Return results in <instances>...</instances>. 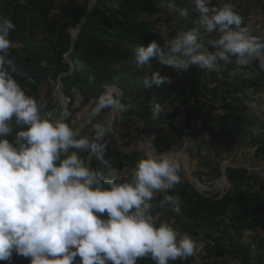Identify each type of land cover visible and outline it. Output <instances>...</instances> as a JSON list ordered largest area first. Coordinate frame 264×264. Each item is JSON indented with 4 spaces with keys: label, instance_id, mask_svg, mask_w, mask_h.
<instances>
[{
    "label": "clouds",
    "instance_id": "9594fccd",
    "mask_svg": "<svg viewBox=\"0 0 264 264\" xmlns=\"http://www.w3.org/2000/svg\"><path fill=\"white\" fill-rule=\"evenodd\" d=\"M191 3L195 26L166 46L153 39L147 47L136 48L137 68L156 57L177 70L196 66L219 75L221 62L227 65L235 58L238 65L255 63L264 71V36L242 26L244 17L233 3ZM15 30L13 21L0 15V261L11 264L14 254L30 258V264H138L145 258L169 264L192 257L195 241L169 223L157 225L152 214L156 194L181 181L178 154H149L122 182L111 173L102 177L91 162L111 167L106 138L112 127L99 122L91 134H82L65 121L64 113L58 115L46 100L27 94L14 78L10 58V32ZM206 37L211 51L204 46ZM170 83L158 71L142 80L145 89ZM103 110L127 111L118 87L107 86L97 97L92 111ZM163 112L153 101L151 119ZM259 171L264 174V169ZM168 203L180 211L177 196L165 195L161 206Z\"/></svg>",
    "mask_w": 264,
    "mask_h": 264
},
{
    "label": "trees",
    "instance_id": "16d2710c",
    "mask_svg": "<svg viewBox=\"0 0 264 264\" xmlns=\"http://www.w3.org/2000/svg\"><path fill=\"white\" fill-rule=\"evenodd\" d=\"M94 2L95 6L77 35L75 46L70 53L75 66L74 71L70 76L61 78L59 89L71 111L66 122L72 126V118L77 112L72 109L75 99L79 98V105L86 107L96 102L105 88L112 85L122 91V102L127 105V111L117 112L113 125L125 126L131 123L133 118L151 125L148 132L155 134L156 154L171 152L176 141L175 130L179 127L175 123L185 112L186 119L177 136H183V132L190 129L194 116L199 115L201 125L196 135L207 136L208 146L214 142L226 145L235 140L253 149V155L257 160H264V128L255 129L256 122L251 117L247 118V107L244 106L246 102L252 101L256 87L264 89V71L259 70L257 64L241 66L236 64L233 58L227 65L221 62V78L214 73L209 75L204 83H200L197 76H188L184 70L163 65L153 57L149 62L152 63V69H169L181 75L184 84H176V90L170 86L160 85L145 89L142 80L147 69L135 66L134 50L140 46L147 47L153 39L158 43L162 42L153 17L165 6H172L176 12H184L182 21L190 29L195 24L197 15L183 6V0ZM0 4L2 14L16 25V30L10 32L13 47L9 50L10 58L16 67L14 78L27 94L37 97L40 86L56 83L60 74L69 71V65L64 59L70 45L69 31L79 23L86 4L78 6L74 0H67L57 10V15L61 18L58 23L51 19V12L55 11V0H26L24 5L20 4V0H0ZM37 35L40 36L39 40L36 39ZM261 36H264V33ZM48 93L44 100L49 96ZM177 95L179 100L176 98ZM198 96L209 100L199 109L193 106L194 99L199 98ZM161 99L171 103L178 102V105L173 106L175 107L172 109L173 112L163 120L168 121L166 123L170 126L168 131L160 126L157 119H151L153 101L161 103ZM83 120L81 118L78 125ZM97 120L98 118L94 119L91 124H95ZM78 125L73 127L76 128ZM170 130L174 136L170 135ZM109 153L110 148L107 147L106 156ZM81 155L87 157V153L82 152ZM108 160L111 163L110 168H101L94 160L91 166L100 171L102 177H108L112 169L119 167L116 156H111ZM128 162L132 163V160ZM257 174V172L249 174L244 169L229 166L225 173L229 189L217 201L215 198H218V194L204 196L195 190L189 191L182 184L168 190L166 195L178 197L179 213L186 221V225L193 230L194 235L213 246L216 257H221L227 250L239 258L250 253L251 244L237 240L231 230L237 231L240 226L252 234L259 232L264 235V195L261 188L255 190L253 187L256 182L259 184ZM111 178L121 182L115 174H112ZM201 181L204 183V180ZM230 205L233 206L232 210ZM156 223L159 224L157 221ZM166 223L177 230L175 224ZM257 247L263 249L262 244ZM19 257L14 254L11 264L18 261ZM0 264L9 262L0 261ZM138 264L154 262L150 258H145L139 260ZM169 264L196 263L191 259H178L170 261Z\"/></svg>",
    "mask_w": 264,
    "mask_h": 264
},
{
    "label": "rangeland",
    "instance_id": "374dc122",
    "mask_svg": "<svg viewBox=\"0 0 264 264\" xmlns=\"http://www.w3.org/2000/svg\"><path fill=\"white\" fill-rule=\"evenodd\" d=\"M66 1L67 0L55 1V11H52L51 14L58 16L57 10L59 9L60 5L64 4ZM183 1V6H185L190 12H193L192 8L194 7V5H192L191 0ZM226 2L233 3L236 10L244 17V25L242 26L249 27L254 35L261 36L264 33V0H212V3L217 6H220ZM85 4L87 3L85 2V0H83L81 6H84ZM1 11L2 10L0 8V15H3ZM183 15V11L176 12L174 7L165 6L160 13L153 17V20L156 21L157 33L162 38V42L160 43L162 47L166 46L168 42L179 32L189 30L188 26L182 21ZM27 25L28 24H25V26ZM194 26L195 24L192 27ZM214 35L215 34H213V36ZM36 39L39 40L40 36L37 35ZM207 39L208 37L205 38L203 43L205 48L211 51L213 49H211L207 44ZM157 62H159V60H157ZM143 68H146L148 72L143 74L144 77L146 75L150 76L152 71H158L161 75L170 77V84H161L160 86H170L173 90H176V84H184V78L181 75L175 74L169 69H152V63L144 65L140 69ZM146 69L144 70L146 71ZM184 72L188 76H197L200 83H204L209 75L214 74L204 69H200L196 66H191L188 70H184ZM221 75L222 74L220 73L218 76L221 78ZM55 84L56 83L51 82L49 86L46 87V91L49 92V96L46 97L45 100L48 103L49 109H55L57 111V114L59 115L60 113H62V108L60 102L54 95ZM208 86L212 87V85ZM254 90L255 91L253 92L252 101L248 103L246 102V105L244 106L247 107V118H253L256 122L255 129H260V127L264 128V89L261 87H256ZM246 92L250 93V91ZM198 97L199 98L194 99L193 103V106L197 109H199L201 105H204L209 101L203 99L201 96ZM176 98L177 100H179L178 95L176 96ZM75 100L76 101L72 109L77 112L76 115H74V118H72V126L78 125L81 118L85 120L91 114L92 109L95 105V102H92L90 105L82 107L81 105H79L80 99L77 98ZM160 102V104L164 108V112L157 119V121L160 122V126L162 128L168 131V129L170 128V126L166 125L168 121L163 120L168 116V114H171V112H173L172 109L175 108L173 106L178 105V102L171 103L166 99H161ZM216 105H218V103ZM108 111L109 110L101 111L99 113V116L97 117L98 120L96 121V123L104 122ZM185 119V112H183L181 117H178L177 123H175L179 127H176V141L175 143H173V147L170 152L173 154H178V157L181 161L182 167L179 173V175L181 176V181L179 184H182L183 187L189 189V191L191 192L195 190L197 193L204 196L209 197L218 194V198H215V201H217L219 200V198L223 197V195L229 189L225 173L226 169L230 166L231 168L244 169L249 174L252 172H257L259 184H257V182L256 184L254 183L255 185L253 187L255 190H260L261 188L264 195V174H261V172L259 171V169H264V160H257L253 155V149L245 145V143L240 144L235 140L229 142L226 145H220L219 143L214 142L213 145L208 146V144L206 143L207 136L204 135V137H201L196 135V131L201 125L199 115L194 116V120H192L193 122L190 126V129L184 131L183 136L179 137L177 136V133L179 134L180 127L181 125H183ZM150 126L146 125L138 118H133L132 122L125 126L113 125L112 121L111 127L113 129V132L106 138L108 147L110 148V153L106 157L108 159H111V156H116L118 158L117 162L121 169L119 167L114 168L111 170V173L115 174L121 180V182L130 179L131 172L134 169L137 161L142 158H146V156L149 154L157 155L154 152V139L149 140V134H146L149 133L148 129ZM115 127L118 129H121L122 127L125 128L121 129L122 133H118V131L115 130ZM92 131L93 124L90 123L81 133L91 134ZM114 134H117V136L120 137V140L117 139L118 137H116ZM170 135L174 136L173 131L171 130ZM191 136L193 137L192 139ZM137 138L139 142L134 145L133 142ZM177 140L179 142H177ZM130 160H132V163L128 162ZM201 180H204V183ZM177 186L178 185H176L175 187ZM165 195L166 192H159L156 194L152 201V214L157 222H170L172 224H175L177 230L182 236L188 235L195 241V254L187 259L194 260L196 264H214L216 262L219 264H264L263 234L259 232L256 234H252L241 229V227L238 226L237 231L231 230V232L237 240L243 242L244 244H251L250 253L246 256H240L239 258H236L226 250V252L221 257H216L213 246L204 242L201 237L194 235L193 230L189 228L188 225H186L187 223L182 218L180 213L174 211V206L172 204L168 203L161 206ZM232 205H230L231 210L233 207ZM229 219L232 220V217L229 216ZM253 239L255 240L254 242ZM259 244H262L263 249H259L257 247V245ZM13 264H30V258L20 256L19 260L15 261Z\"/></svg>",
    "mask_w": 264,
    "mask_h": 264
},
{
    "label": "water",
    "instance_id": "95a60500",
    "mask_svg": "<svg viewBox=\"0 0 264 264\" xmlns=\"http://www.w3.org/2000/svg\"><path fill=\"white\" fill-rule=\"evenodd\" d=\"M95 0H86L87 4L85 6V10L84 13L79 21V23L77 24V26L75 28H72L70 30V45H69V50L68 52L64 55V59L66 61V63L69 65V71L68 72H64L62 74H60L58 76L57 82L55 84V88H54V95L55 97L58 99V101L61 104V108H62V113H64L63 118L65 119V121L67 120V118L70 115V110L68 108L67 102L64 99V97L62 96L61 92H60V83H61V78L66 77V76H70L73 71H74V64L70 58V53L73 51V48L75 46V41H76V37L79 34V32L81 31L82 27L84 26L85 22L87 21V19L89 18L93 7L95 6ZM122 92V91H121ZM123 95V93H122ZM99 113H94L93 111L91 112V114L80 124L76 127V129L79 132H82L94 119H96L99 116ZM116 113L112 112L111 110L108 111L105 121L104 123L106 125H110L112 124V121L114 120V116ZM88 155V154H87ZM87 159V157H86Z\"/></svg>",
    "mask_w": 264,
    "mask_h": 264
},
{
    "label": "built area",
    "instance_id": "2783aa9c",
    "mask_svg": "<svg viewBox=\"0 0 264 264\" xmlns=\"http://www.w3.org/2000/svg\"><path fill=\"white\" fill-rule=\"evenodd\" d=\"M74 3H75L76 5H78V6H81L82 3H83V0H74ZM46 87H48V86H46V85H42V86H40L39 89H38V96H37L36 98H37V100H38L39 102H42V101L44 100L46 94H47Z\"/></svg>",
    "mask_w": 264,
    "mask_h": 264
},
{
    "label": "crops",
    "instance_id": "0c3cea01",
    "mask_svg": "<svg viewBox=\"0 0 264 264\" xmlns=\"http://www.w3.org/2000/svg\"><path fill=\"white\" fill-rule=\"evenodd\" d=\"M55 1H58V0H55ZM51 19H52V21L54 22V23H56V20H57V23L58 22H60V20H61V18H59V16H55V15H51ZM114 118H115V116H114ZM125 127H122L121 129H124ZM121 129H118V128H116L115 127V130H117L118 131V133H122V131H121ZM147 135L149 134V137L148 138H151V140H153V139H155V134H153V133H151V132H149V133H146ZM116 137H118L117 136V134H114ZM117 139H119L120 140V137H118ZM147 139V138H146ZM150 140V139H149ZM137 142H139V140H138V138L137 139H135L134 140V145L137 143ZM154 142V141H153ZM144 145V144H143Z\"/></svg>",
    "mask_w": 264,
    "mask_h": 264
}]
</instances>
